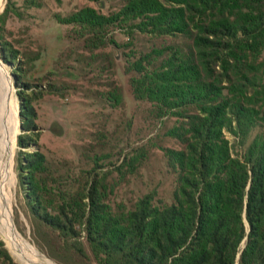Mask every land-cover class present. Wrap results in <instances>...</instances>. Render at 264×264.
I'll return each instance as SVG.
<instances>
[{
	"label": "trees",
	"instance_id": "trees-1",
	"mask_svg": "<svg viewBox=\"0 0 264 264\" xmlns=\"http://www.w3.org/2000/svg\"><path fill=\"white\" fill-rule=\"evenodd\" d=\"M13 6L8 0L0 14V52L18 81L19 146L28 149L38 144L33 102L41 92L4 38ZM63 21L93 62L122 68L133 98L150 106L149 122L165 127L174 147L159 150L175 185L168 196L148 186L137 200L116 202L119 182H106L97 160L70 191L47 182L40 150L23 152L17 165L33 238L54 260L56 243L83 264H264V0H121L108 14L84 7ZM145 38L157 45L138 51ZM104 95L121 110L120 87ZM141 161L145 146L114 171L133 174ZM0 261L16 264L2 242Z\"/></svg>",
	"mask_w": 264,
	"mask_h": 264
},
{
	"label": "rangeland",
	"instance_id": "rangeland-1",
	"mask_svg": "<svg viewBox=\"0 0 264 264\" xmlns=\"http://www.w3.org/2000/svg\"><path fill=\"white\" fill-rule=\"evenodd\" d=\"M8 0H2L5 11ZM15 12L9 14L6 23L5 40L18 53L21 66L27 79L34 85L36 97L33 105L37 114L36 132L38 144L28 149L19 146V138L24 134L20 116L21 101L18 96V81L12 74L13 65L4 59L0 52V69L14 85L17 100L18 133L12 156L13 188L10 197V210L14 226L23 238L30 241L38 251L54 264H83L71 257L69 252L58 251L56 243L53 256L47 254L48 246L37 242L32 236L34 219L25 204V191L19 181L17 159L23 152L41 151L50 169L47 182L59 184L70 191L77 189L79 179L85 171L95 167L100 174H108L106 182L117 184L116 202L137 200L146 187L161 185V193L169 195L175 185L173 176L164 175L163 154L160 147H174L170 140L162 137L165 127L151 124L150 106L133 98L131 88L120 75V69H103L109 63L102 60L93 62L94 56L87 52L83 38L75 32L74 26L63 23L66 17L84 7H92L101 14H108L120 6L121 0H11ZM118 42L124 40L116 35ZM136 49L147 52L157 43L148 39L136 40ZM154 43V44H153ZM104 49L99 48L93 54ZM108 51L109 49H105ZM93 57V58H92ZM104 64V65H103ZM124 66V62L121 63ZM119 65L120 64H116ZM120 87L124 93L121 110H113L104 93L111 87ZM130 121V122H129ZM169 121V120H166ZM170 120L166 126L171 127ZM127 122L130 123L127 126ZM154 125V126H153ZM145 161L134 171L122 174L114 171L124 155L143 151ZM124 173V174H123ZM71 181V182H70ZM73 183V184H72ZM53 243L52 239L47 238ZM3 248L16 264H22L9 250L0 236ZM1 264V261H0Z\"/></svg>",
	"mask_w": 264,
	"mask_h": 264
},
{
	"label": "bare ground",
	"instance_id": "bare-ground-1",
	"mask_svg": "<svg viewBox=\"0 0 264 264\" xmlns=\"http://www.w3.org/2000/svg\"><path fill=\"white\" fill-rule=\"evenodd\" d=\"M2 7L3 2L0 0V9ZM17 110L14 85L0 69V236L22 264H54L17 232L10 210L9 202L14 184L12 156L18 133Z\"/></svg>",
	"mask_w": 264,
	"mask_h": 264
}]
</instances>
